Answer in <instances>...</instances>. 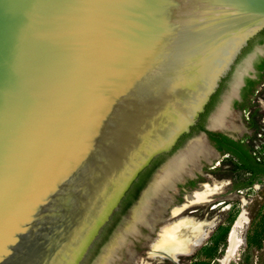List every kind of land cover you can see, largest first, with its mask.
<instances>
[{"label": "water", "instance_id": "1", "mask_svg": "<svg viewBox=\"0 0 264 264\" xmlns=\"http://www.w3.org/2000/svg\"><path fill=\"white\" fill-rule=\"evenodd\" d=\"M262 31L264 0H0V264H96Z\"/></svg>", "mask_w": 264, "mask_h": 264}, {"label": "rangeland", "instance_id": "2", "mask_svg": "<svg viewBox=\"0 0 264 264\" xmlns=\"http://www.w3.org/2000/svg\"><path fill=\"white\" fill-rule=\"evenodd\" d=\"M258 46L262 50L256 52L251 61L252 70L248 69L243 76V78L253 77L256 72H259L257 79L240 103L234 102L228 106L229 109L227 108L224 118L225 126L217 130L241 141L242 148L248 152L249 156L264 165V33L250 44L237 64ZM231 76L232 73L206 118L220 105L221 98L228 89L227 84L231 80ZM257 97L261 99L259 102H256ZM248 111L251 114L248 115ZM244 115L249 117L248 121L244 119ZM198 133L189 135L177 149H181L189 139ZM208 150L216 158H210L209 163L202 157L194 158L184 167V172L172 182L170 187H162L154 199L149 202L143 215L144 221H147L150 226L141 222L136 223L133 231L125 234L122 243L116 247L107 264H141L143 261H151L146 259L149 248L145 243L148 238L155 236L158 229L164 224L161 220H167L170 210L175 204L183 201L182 197L187 191L193 190L198 183L210 182L209 178L205 176H210L217 181H228L224 192L214 196L211 204L191 208L196 211L189 215L197 216L196 218L199 220L212 221L213 226L208 231V235L190 255L179 256L177 262L156 259L152 261L153 264H264V175L251 178L228 154H218L216 148ZM164 160L165 158L152 166L142 183L122 206L119 217L106 231L101 242L93 251L90 257L91 261L108 241L120 218L127 215L134 207L140 194L145 190ZM227 196L232 198L227 200L225 199ZM158 200L165 202L166 206H162L160 202H157ZM241 210L245 212V224L238 230L237 248L230 251L229 233H231L234 221ZM185 213L187 214V212Z\"/></svg>", "mask_w": 264, "mask_h": 264}, {"label": "bare ground", "instance_id": "3", "mask_svg": "<svg viewBox=\"0 0 264 264\" xmlns=\"http://www.w3.org/2000/svg\"><path fill=\"white\" fill-rule=\"evenodd\" d=\"M249 62L250 59H247L237 72L230 90L224 97L223 103L211 118L210 124L212 126H225L224 118L229 101L236 95V88L240 83L241 76L250 68ZM199 157H202L208 163L212 157V152L206 148L200 138L190 143L184 152L169 162L159 173H157V175H155L150 187L143 193L138 205L126 218L124 225L117 232V235L114 236L109 248L100 257L96 264L108 263L116 247L122 243L125 234L132 232L136 227V223L141 222L148 227L150 226L147 221H144L143 219L144 212L149 206V202L154 199V196L162 187H170L172 182L177 180L184 172V167L191 163L194 158L198 159ZM205 177L209 178L210 182L198 183L193 190L187 191L182 197L183 201L179 204H175L170 210L169 216L166 218L167 220H161L164 224L158 229L155 236L148 238L147 243H145L149 248L146 254V259L151 261H143L141 264H153L152 261H155L156 259H167L177 262L179 256L190 255L206 238L208 231L213 226L212 221H207L205 219L199 220L196 218L197 216L194 217L185 212L197 206L211 204L214 196L224 192L228 181H217L210 176ZM230 198L232 197L227 196L225 199L229 200ZM157 202H160L162 206H166L165 202L160 200ZM242 202L244 203L243 200ZM244 217L245 212L244 210H241L234 221L231 233H229L228 244L230 246V251L238 246V230L245 224Z\"/></svg>", "mask_w": 264, "mask_h": 264}, {"label": "flooded vegetation", "instance_id": "4", "mask_svg": "<svg viewBox=\"0 0 264 264\" xmlns=\"http://www.w3.org/2000/svg\"><path fill=\"white\" fill-rule=\"evenodd\" d=\"M264 31H262L259 35H257L254 39H252L249 43H248V46H250V44L252 42H254L261 34H263ZM246 47V48H247ZM258 73L259 72H256V74L253 76V77H245L242 79V84L241 86L239 87L238 89V92H237V95L232 97L230 100H231V103L229 101V105L231 106L232 103L236 102V104L240 103V101H242V99L245 97L246 95V92L251 88V86L254 84L255 82V79H257V76H258ZM228 79V76H226L225 78L222 79V81L220 82L219 84V87L217 88L216 92L211 96L208 104L206 105L207 107H205V110H204V118L203 119H199L197 121V123L195 124V127L194 129L191 131L190 135L194 134L195 132H203L205 137H206V140L208 142V145L209 147L206 146L204 140L202 138H200L201 141H203V143L205 144L206 148L207 149H214L216 148L217 151H218V154L219 153H222V154H228L233 161H236L235 163L240 165V163L238 162V158L235 156V152L237 150H242V151H245L247 152L246 150H244L242 148V145H241V141H237L235 140L234 138H232L230 135L222 132L221 130H217V128H220L222 129L223 127H220V126H212L211 124V127L214 128V129H207L206 128V120L208 118H206V116L208 115L211 107L213 106L215 100L219 97L220 95V92L222 90V88L224 87L225 85V82L226 80ZM230 82V81H229ZM229 84V83H228ZM227 84V86H228ZM259 100H261L259 97L256 98V102H259ZM223 103V101H222ZM221 103V104H222ZM220 104V106H221ZM228 105V106H229ZM219 106V107H220ZM218 107V108H219ZM229 109V108H228ZM218 110V109H217ZM230 111V110H229ZM243 111L245 112V108L243 109ZM217 112V111H216ZM215 112V113H216ZM248 115L251 114L249 111L247 112ZM214 115V114H213ZM212 118V117H211ZM244 119L245 120H249V117L247 115H244ZM211 121V119H210ZM225 123V121H224ZM225 125V124H224ZM216 129V130H215ZM248 154V152H247ZM227 157V156H226ZM211 158H216V156L212 155ZM205 160V159H203ZM248 163L252 166H256V167H260L261 164L258 163L256 160H253L251 157L249 158L248 157ZM152 168V166L150 167V169ZM149 169V170H150ZM148 170V172H149ZM241 170H244V169H241ZM245 171V170H244ZM249 176L251 177L252 176V173L249 172V171H246ZM264 175V173H258L257 175L255 176H262ZM254 176V177H255Z\"/></svg>", "mask_w": 264, "mask_h": 264}, {"label": "trees", "instance_id": "5", "mask_svg": "<svg viewBox=\"0 0 264 264\" xmlns=\"http://www.w3.org/2000/svg\"><path fill=\"white\" fill-rule=\"evenodd\" d=\"M207 107V106H206ZM204 118V112L200 114L199 116V119H203ZM198 119V120H199ZM195 126H193L191 128V131L194 129ZM190 134L188 135H183L177 146L180 144V142L187 136H189ZM235 156L238 158V162L240 163L239 167L240 169H244L245 171H249L252 173V177H254L255 175H257L258 173H264V165H261L260 167H256L255 165L252 166L248 163V157L250 158L249 154H247V152L245 151H242V150H237L235 152ZM157 162V160H155L153 162L152 165H154L155 163ZM150 168H147L146 170H144L139 176H138V179L133 183L132 187L130 188V190L128 191V193L126 194V198L124 199V202H127L130 197L132 196L133 192L135 191V189L142 183V181L144 180V178L146 177V175L148 174V170Z\"/></svg>", "mask_w": 264, "mask_h": 264}, {"label": "built area", "instance_id": "6", "mask_svg": "<svg viewBox=\"0 0 264 264\" xmlns=\"http://www.w3.org/2000/svg\"><path fill=\"white\" fill-rule=\"evenodd\" d=\"M253 155H255L254 153H253ZM257 160H258V158H256Z\"/></svg>", "mask_w": 264, "mask_h": 264}]
</instances>
